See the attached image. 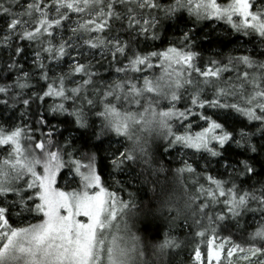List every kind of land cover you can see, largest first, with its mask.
<instances>
[{
  "label": "snow or ice",
  "instance_id": "obj_1",
  "mask_svg": "<svg viewBox=\"0 0 264 264\" xmlns=\"http://www.w3.org/2000/svg\"><path fill=\"white\" fill-rule=\"evenodd\" d=\"M0 264H264V0H0Z\"/></svg>",
  "mask_w": 264,
  "mask_h": 264
}]
</instances>
